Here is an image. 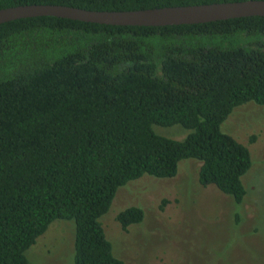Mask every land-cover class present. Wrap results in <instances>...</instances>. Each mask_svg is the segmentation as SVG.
<instances>
[{"label":"trees","instance_id":"obj_1","mask_svg":"<svg viewBox=\"0 0 264 264\" xmlns=\"http://www.w3.org/2000/svg\"><path fill=\"white\" fill-rule=\"evenodd\" d=\"M243 0H0L89 10H137ZM264 105V16L164 26L55 16L0 23V264L57 219L75 223L74 264H126L99 221L117 189L147 174L198 180L241 203L249 149L220 129L234 107ZM179 124L182 140L153 125ZM255 135L249 138L254 142ZM162 208V206H161ZM137 206L116 219L127 231Z\"/></svg>","mask_w":264,"mask_h":264},{"label":"rangeland","instance_id":"obj_2","mask_svg":"<svg viewBox=\"0 0 264 264\" xmlns=\"http://www.w3.org/2000/svg\"><path fill=\"white\" fill-rule=\"evenodd\" d=\"M153 129L177 140L190 132L179 124ZM220 129L251 154L242 202L201 185L200 162L193 158L182 159L174 177L145 174L129 181L99 218L117 258L126 264H264V105L234 107ZM129 206L142 208L144 217L123 231L116 216ZM74 238L73 220H54L25 252L28 264H74Z\"/></svg>","mask_w":264,"mask_h":264},{"label":"water","instance_id":"obj_3","mask_svg":"<svg viewBox=\"0 0 264 264\" xmlns=\"http://www.w3.org/2000/svg\"><path fill=\"white\" fill-rule=\"evenodd\" d=\"M36 16H55L111 25L164 26L193 24L244 16H264V0L111 11L89 10L62 4H22L0 9V23Z\"/></svg>","mask_w":264,"mask_h":264}]
</instances>
